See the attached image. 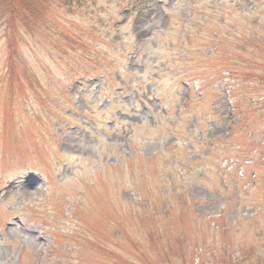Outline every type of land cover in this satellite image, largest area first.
<instances>
[{
    "label": "rangeland",
    "instance_id": "obj_1",
    "mask_svg": "<svg viewBox=\"0 0 264 264\" xmlns=\"http://www.w3.org/2000/svg\"><path fill=\"white\" fill-rule=\"evenodd\" d=\"M17 4L0 264H264V0Z\"/></svg>",
    "mask_w": 264,
    "mask_h": 264
},
{
    "label": "trees",
    "instance_id": "obj_2",
    "mask_svg": "<svg viewBox=\"0 0 264 264\" xmlns=\"http://www.w3.org/2000/svg\"><path fill=\"white\" fill-rule=\"evenodd\" d=\"M18 1L19 0H0V17H2V21H5V19L9 20L11 17H17L16 15L18 13L24 12L23 8L17 4Z\"/></svg>",
    "mask_w": 264,
    "mask_h": 264
}]
</instances>
